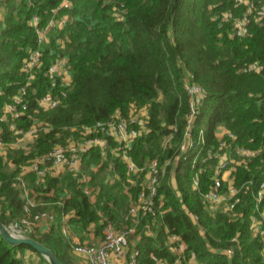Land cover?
<instances>
[{
  "label": "trees",
  "instance_id": "16d2710c",
  "mask_svg": "<svg viewBox=\"0 0 264 264\" xmlns=\"http://www.w3.org/2000/svg\"><path fill=\"white\" fill-rule=\"evenodd\" d=\"M71 1V6H61L63 0H0V114L24 88L26 110L15 119L16 126L25 132L35 129L33 142L17 147L21 135L11 128L12 120L0 122V138L7 145L0 154V220L8 226L27 215V207L32 215L55 212L56 221L30 237L50 247L64 264H80L63 228L88 230L93 225L102 239L108 222L117 228L130 224L126 214L143 188L145 173L130 176L122 156L111 151L122 145L108 137L107 155L102 156L100 146L90 148L79 172H48L42 178L25 173L28 196L14 182L23 165L56 145L102 137L97 124L106 127L118 115L129 119L139 114L145 131L128 154L140 167L157 160L167 168L159 179L157 214L140 220L129 238V254L138 250L139 264H264L260 236L251 225L252 215H259L256 196L264 182V0ZM226 14H231L227 20ZM35 16L37 27L31 25ZM242 16L248 24L240 37L233 19ZM65 17L63 26H54L39 41L38 29ZM32 49L41 50L44 63L28 82L22 67ZM60 57L68 61L72 85L57 107L46 110L40 98L65 90L52 88L44 75ZM253 63L261 69L247 70ZM188 80L207 92L191 124L192 140L197 144L203 131L204 154L225 151L235 160L229 163V178L240 188V201L231 210L226 202L211 208L203 201L213 188L218 159L194 167L195 150H180L189 125ZM132 126L140 128L139 123ZM222 127L235 136L222 137L225 150L219 149ZM237 147L257 154L243 159ZM200 166L204 172L195 188ZM84 175L94 197L84 191ZM228 183L223 182L221 193ZM259 209L264 210V193ZM175 235L180 240L173 241ZM235 243L232 255L222 252ZM180 244L184 250L176 253L174 246ZM26 252L30 259L37 255L38 264H49L31 246H12L0 234V264L33 262Z\"/></svg>",
  "mask_w": 264,
  "mask_h": 264
},
{
  "label": "built area",
  "instance_id": "2783aa9c",
  "mask_svg": "<svg viewBox=\"0 0 264 264\" xmlns=\"http://www.w3.org/2000/svg\"><path fill=\"white\" fill-rule=\"evenodd\" d=\"M240 1V0H239ZM71 0H63L61 6H71ZM119 16L123 18V14L119 13ZM231 14H226L225 19L230 18ZM67 17L61 18L57 21L52 18L47 26L43 29H38L39 41L42 42L47 39V33L56 25L63 26L66 23ZM38 17H33L31 20V25L38 26ZM234 21V32L237 36H243L247 33L248 19L246 16L235 17ZM43 54L40 49H32L29 51L27 57L24 60L22 70L26 73L28 82H32L36 77L37 70L43 65ZM259 71L261 66L257 63H253L248 66L247 70ZM45 77H47L51 82V87L55 89L57 86H62L65 90L61 93L55 94V92H50L44 94L39 100V105L43 109H51L57 107L61 101L62 97L66 96V91L69 90L72 85V74L70 71V66L66 58L60 57L56 59L44 72ZM185 90L190 102V114H189V125L186 132V143L181 145V151L186 152L193 148L195 150V156L193 159V166L197 167L198 163L206 164L209 159L217 158L220 162L215 166V182L213 188L209 192L203 195V201L211 208L217 207L222 202H226V210H231L234 206L239 203L240 198L238 196L240 188L235 186L230 180L231 172L227 169V152H213L212 149L205 151V137L203 131L200 132L199 140L197 145L191 138V124L194 121L195 115L198 114L199 106L202 101L207 96L206 90L200 85L188 80L185 84ZM25 89L23 88L18 95H16L11 102L5 105L3 112L0 114V122H5L6 120H12L11 128L14 130L15 134L21 135L17 140L25 139L29 134H34L35 129L25 132L23 129H19L16 126L15 119H18L26 110V102L24 98ZM144 111V110H143ZM142 111V112H143ZM142 115H145L142 113ZM12 117V118H10ZM117 119L107 123L105 127L103 124L99 123L95 126V129H100L103 133L102 137L97 138H86L81 141H70L66 145H56L48 153L37 157L35 160L28 164L22 166V172L16 177L14 186L23 190L25 196H28L27 182L24 179L25 173H35L39 178L44 177L48 172L52 174H60L65 171L79 172L81 169L82 157L85 153L89 151L90 148L94 146H100L102 150V156H106L110 145L107 138L110 137L114 141L122 145V150L119 148H111V151L115 155L122 156V160L126 163L128 173L132 175L144 174L143 188L138 194L137 200L131 205L127 214L126 220L128 223L123 228H117L112 222H108L105 228V236L101 241L96 243H84L77 242L71 238V247L73 252L82 258L83 264H114L113 258L126 259V264H139L138 262V250H133L129 254L130 247V236L135 233L140 220L148 215H156V196L158 194V185L160 176L166 171L167 164L161 165L157 160L150 161L147 166L140 167L133 158L128 154V148L131 147L132 142L140 136L145 131L144 119L140 120L139 114L136 116L130 114V118L116 116ZM140 124V128L137 129L133 127L132 124ZM89 132L92 128H86ZM224 135H227L230 139H234V134L225 130L220 136V150H225L227 148L226 140L222 139ZM20 147V146H17ZM25 147V146H23ZM7 145L0 138V154H5ZM237 154L245 158L254 157L257 154L256 150H250L243 147L236 148ZM198 157V163L195 158ZM201 161H199V158ZM114 170V164L110 166ZM59 171V172H58ZM204 172L203 166H200L197 175L193 178V185L195 188L199 187V175ZM229 181L228 188L225 193L220 192V188L224 181ZM84 183V191L87 195L93 196V188L89 186L90 178L88 175H84L81 178ZM132 184H136L133 178H129ZM1 184V182H0ZM264 193V182L260 184L259 190L257 192L256 201V211L259 215H252L251 225L256 234H259L261 245H262V256L264 262V210L260 211L259 203L263 198ZM28 204L35 205L34 199H28ZM28 214L23 216L20 220L12 221L8 226V230L17 237H30V235L38 230L44 231L46 227L55 222L58 214L51 211H44L38 214L32 215L27 207ZM197 220L198 217L194 216ZM44 227V228H42ZM63 233L66 236L70 235V227L66 226L63 228ZM174 240H180V237L173 236ZM233 242H236V238H232ZM237 246L235 243L232 247L228 249H223L222 252L227 255L233 254V249ZM184 249V244H180L175 247V252L180 253ZM24 264H34V262H25Z\"/></svg>",
  "mask_w": 264,
  "mask_h": 264
},
{
  "label": "water",
  "instance_id": "95a60500",
  "mask_svg": "<svg viewBox=\"0 0 264 264\" xmlns=\"http://www.w3.org/2000/svg\"><path fill=\"white\" fill-rule=\"evenodd\" d=\"M0 234L12 246H21V245L31 246L37 252H39L44 258H46L49 264H64L50 247L39 242L33 237H17L13 235L1 220H0Z\"/></svg>",
  "mask_w": 264,
  "mask_h": 264
},
{
  "label": "crops",
  "instance_id": "0c3cea01",
  "mask_svg": "<svg viewBox=\"0 0 264 264\" xmlns=\"http://www.w3.org/2000/svg\"><path fill=\"white\" fill-rule=\"evenodd\" d=\"M225 128L222 127L218 130V132H225ZM59 172V171H58ZM44 228V227H42ZM45 229V228H44ZM46 230V229H45ZM72 240L77 241V242H84V243H96L98 244L101 241L100 237H97L95 233V228L92 225L88 230L84 229L82 226H70V235ZM26 259H30V252H26ZM81 263L82 262V258ZM28 262V261H27ZM114 264H126L127 260L126 259H118L116 257L113 258Z\"/></svg>",
  "mask_w": 264,
  "mask_h": 264
},
{
  "label": "rangeland",
  "instance_id": "374dc122",
  "mask_svg": "<svg viewBox=\"0 0 264 264\" xmlns=\"http://www.w3.org/2000/svg\"><path fill=\"white\" fill-rule=\"evenodd\" d=\"M191 110V109H190ZM191 111H189V113H190ZM196 116V115H195ZM195 119V118H194ZM188 120H189V117H188ZM221 133L222 132H218V135H219V137L221 136ZM34 137H35V134H29L25 139H23V140H20V141H18L17 143H15L13 146H27V145H29V143H31V142H33V139H34ZM168 139H171V136H169L168 137ZM186 134H185V140H184V142L182 143V145L184 144V143H186ZM197 145V144H196ZM198 146V145H197ZM5 149H7V148H5ZM190 149V148H189ZM180 150H181V148H180ZM227 170L228 171H232V167L229 165V163H233L234 161H232L231 159H230V156L229 155H227ZM201 158L202 157H200L199 158V161H201ZM196 159V161H197V163H198V157L197 158H195ZM209 160H211V159H209ZM208 160V161H209ZM220 162V160H218V163ZM167 164V163H166ZM173 241H178V240H174L173 239ZM177 246H179V245H177ZM177 246H174V250H175V247H177ZM184 250V249H183ZM183 251H181L180 253H182ZM177 253V252H176ZM74 254V253H73ZM32 256V259H29L30 261L32 260L33 262H34V264H38V262L40 263V258L37 256V255H35L34 254V256L33 255H31ZM78 256V255H77ZM62 259H64V257H62Z\"/></svg>",
  "mask_w": 264,
  "mask_h": 264
}]
</instances>
